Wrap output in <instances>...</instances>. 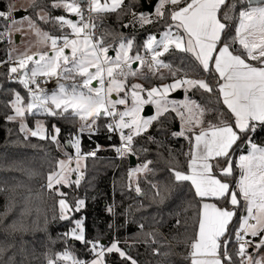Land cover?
<instances>
[{
	"label": "snow or ice",
	"instance_id": "1",
	"mask_svg": "<svg viewBox=\"0 0 264 264\" xmlns=\"http://www.w3.org/2000/svg\"><path fill=\"white\" fill-rule=\"evenodd\" d=\"M141 6L144 10L137 11ZM111 14L129 17L121 23L125 29L155 24L160 30L137 43L135 36L104 27ZM29 33L35 42L19 51L17 38L23 43ZM3 43L10 45L7 59L0 60V67L8 65L5 79L21 86L5 89L0 83V92L12 97L2 105L11 112L4 120L18 122L25 141L37 138L57 148L61 128L48 125V119L85 125L66 142L74 152H63L44 176L43 188L57 197L51 219L71 225L60 236L63 250L46 252L44 264H109L111 254L123 264H139L119 238L110 244L89 239L86 217L76 216L86 200L70 199L64 191L81 186L86 161L101 150L97 144L95 151L83 152L82 137L91 139L101 127L118 136L120 144L111 147L120 158L148 153L137 143L138 138L157 143L153 128L158 135L187 141L186 164L173 157L168 172L173 184L187 185L191 194L182 208L191 212L193 229L185 238L188 264H264V143L254 139L264 131V0H28L20 7L9 0L0 9ZM53 80L56 87L49 90ZM177 91L182 99L172 96ZM177 119L179 128L170 130L167 125ZM153 163L146 159L131 167L126 187L143 197V181L163 204L170 190L150 179L156 174ZM16 170L34 174L21 166ZM107 211L115 214L112 206ZM27 215L26 203L21 219L7 227L27 231L22 219ZM49 222L47 216L42 224L37 218L34 230L46 231ZM138 228L134 243L150 246L154 256H169L161 251L160 232L145 231L143 223ZM70 242L81 243L91 258L79 256ZM8 251L0 246V264H26L23 248L20 261Z\"/></svg>",
	"mask_w": 264,
	"mask_h": 264
},
{
	"label": "trees",
	"instance_id": "2",
	"mask_svg": "<svg viewBox=\"0 0 264 264\" xmlns=\"http://www.w3.org/2000/svg\"><path fill=\"white\" fill-rule=\"evenodd\" d=\"M8 2L9 0H0V9H5ZM142 10V6L137 8V11ZM52 14L61 15L64 13L63 10H53ZM128 20L127 16L118 19L116 14H111L104 18V27L126 36H135L137 43L145 38L146 33L160 30V26L155 24L137 29L122 28L121 23H127ZM41 26L45 30H53L51 25ZM8 49L9 44H0V60H4L7 56ZM174 62L178 63V60H174ZM7 69V64L0 67V83L4 84L5 89L20 90V85L5 79ZM141 82L148 86V82ZM151 83H160V81L153 79ZM11 98L10 94L0 92V189H3L0 191V246L9 249L8 255L16 253L17 261L23 258L20 253V249L23 248L26 264H44L46 252L63 250L64 241L60 239V236L71 227L68 222L51 219L55 215L57 197L43 188L45 174L54 164L55 159L63 157V152L48 141H41L37 138H29L25 141L23 134L18 131V122L4 120V116L11 112L3 108L2 105ZM195 98L200 101L199 94ZM208 119H213V117L209 116ZM28 122L30 127L34 126L32 118H29ZM46 123L48 125L55 123L61 128V144L67 150L72 151L71 147L65 145L70 134L76 132L80 121L73 124L70 121L53 118L48 119ZM103 123L102 120L101 125ZM176 125H179L178 119L173 120L167 127L170 130H176ZM100 130L102 134L99 135V140L103 147L100 155L86 161L85 179L78 189H64L70 193V199L80 197L86 200L85 208L76 216L77 218L86 217L87 237L99 239L105 244H110L114 237L119 238L121 247L127 248V251L138 260L139 264H188V261L184 259L188 254L185 238L192 235L193 229L191 212H184L182 208L184 202L191 199V194L187 185L173 184L168 172L169 162L173 160V157L178 160L180 166L186 164L183 153L187 151V141L183 138L176 139L163 134L158 135L153 128L151 132L156 136L157 143H150L138 138L137 147L145 146L149 152H139L135 156L136 165H133L130 158L119 160L115 157V151L111 147L115 145V141L108 139L103 127ZM254 139L258 143H264V131H258ZM32 145H36V147H32ZM88 147L89 141L85 137L83 148ZM146 159L153 160L152 166L156 168L155 176L150 179L170 190V196L163 204L159 203L158 197L153 199L154 191L143 181H141V188L145 193L143 197L126 187L129 169L140 165ZM16 166L30 169L34 174L30 176L25 171L16 170ZM26 198L30 199L26 201ZM26 203L30 209V215L22 219L28 226V230L25 232L13 231L7 226L14 219H21L20 212ZM10 204L12 205L11 210H9ZM109 206L114 207L115 214L107 211ZM45 216L50 220L47 230H34L33 221L39 218L42 224ZM156 220H159L160 223H156ZM177 220L180 221L179 225L176 223ZM140 223L145 224V231H158L162 234L161 243L164 246L161 251L169 252V256H154L150 246L134 243L140 237L138 228ZM124 241L133 246L127 247ZM70 243L79 256L91 258L81 243ZM106 259L109 264H123L116 254H111Z\"/></svg>",
	"mask_w": 264,
	"mask_h": 264
},
{
	"label": "built area",
	"instance_id": "3",
	"mask_svg": "<svg viewBox=\"0 0 264 264\" xmlns=\"http://www.w3.org/2000/svg\"><path fill=\"white\" fill-rule=\"evenodd\" d=\"M55 84H56V83H55V81L53 80V81H51L50 83L47 84V87H52V86H54ZM89 125H91V124H89ZM101 134H102V132H101V130H100L96 135L92 136L91 139H89L88 136H87V134H85V135L82 137V144H81L82 151H83V152L95 151V150H96V145L99 144V145L101 146V150L97 152V156L100 155V153H101V151H102V148H103V147H102V144L100 143V140H99V135H101ZM106 135H107L108 137H109V135H111L112 138H111L110 140H114V141H115V145H119V144H120V140H119V138H118L117 135H115V134H110V133H108L107 131H106ZM85 137H86L87 140L89 141V147L84 149V148H83V140H84ZM115 157H116L117 159H119V160H122V159H124V158H130V156H127V157H124V158H120L116 152H115Z\"/></svg>",
	"mask_w": 264,
	"mask_h": 264
},
{
	"label": "rangeland",
	"instance_id": "4",
	"mask_svg": "<svg viewBox=\"0 0 264 264\" xmlns=\"http://www.w3.org/2000/svg\"><path fill=\"white\" fill-rule=\"evenodd\" d=\"M15 3H16V5H17V7H20V6H27V4H28V0H17V1H15ZM34 43L35 42V37H33L30 33L24 38V41H23V43H20L19 42V40H18V49H19V51H23L24 50V48H25V46L28 44V43ZM9 47H10V45H9ZM33 50H35V48H33ZM111 54V53H110ZM7 59V56L4 58V60H6ZM137 82H141V81H137ZM142 83V82H141ZM56 87V84L54 85V86H52V87H50V89H54ZM48 88V87H47ZM180 99H182V98H180ZM41 119H43V117H41ZM89 121H91V120H89ZM88 121V122H89ZM93 122V121H92ZM34 127V126H33ZM63 147V144H61V147H60V149Z\"/></svg>",
	"mask_w": 264,
	"mask_h": 264
},
{
	"label": "water",
	"instance_id": "5",
	"mask_svg": "<svg viewBox=\"0 0 264 264\" xmlns=\"http://www.w3.org/2000/svg\"><path fill=\"white\" fill-rule=\"evenodd\" d=\"M144 10V9H143ZM17 15L19 16L20 14L19 13H17ZM18 40H19V38H17ZM172 96L174 97V98H177V99H180V98H183V93L182 92H180V91H177V92H175V93H173L172 94ZM146 112H149V110L148 109H146ZM149 114H151V113H149ZM179 128V125H176V130ZM130 160H131V163L133 164V165H136V157H133V156H130Z\"/></svg>",
	"mask_w": 264,
	"mask_h": 264
},
{
	"label": "crops",
	"instance_id": "6",
	"mask_svg": "<svg viewBox=\"0 0 264 264\" xmlns=\"http://www.w3.org/2000/svg\"><path fill=\"white\" fill-rule=\"evenodd\" d=\"M71 18V17H70ZM48 89L49 90H52V89H50V87H48ZM93 122L92 121H89L88 122V124H92ZM83 126H85L84 125V122L83 121H80V124H79V127H83ZM61 150H62V152H69V153H72V152H74V149L72 150V151H70V150H67L64 146L61 148ZM63 158V157H62Z\"/></svg>",
	"mask_w": 264,
	"mask_h": 264
}]
</instances>
